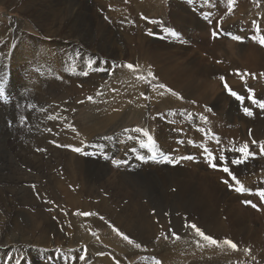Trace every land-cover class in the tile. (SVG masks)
Wrapping results in <instances>:
<instances>
[{"label":"rangeland","instance_id":"374dc122","mask_svg":"<svg viewBox=\"0 0 264 264\" xmlns=\"http://www.w3.org/2000/svg\"><path fill=\"white\" fill-rule=\"evenodd\" d=\"M6 1L7 0H0V35H4V40L0 36L2 39H0V83H2L6 95L5 100H0V177L4 179L2 180L0 178V238H3L0 240V264H15L14 261L16 258H21V264H103L100 263L101 259L99 258L101 257V251H104L105 248L108 249L110 251V255H112V264H117V261H119V264H156L157 260L160 261V264H165V261L171 260L175 253H182L184 252V249L195 247V232L186 225L195 224V222H193V218L195 219V217L197 218L198 216L195 215V208H193V211H191L192 217H190L192 220L191 222L193 223H187L183 217L181 218L178 214L184 199L179 188L178 180L173 172V170L178 167L180 169H185L187 170V175L182 176L181 178L186 180L191 179L189 174L190 170L193 169V166H188L186 163H190L191 160H183L175 166L171 165L173 168H170L168 165H164L166 167L168 166L165 169H172L168 175H162L161 172H158L157 176H151L143 167H141V165L136 172L133 171V168L137 160L139 161V155H141L144 150L147 152L145 153L147 154L149 161L154 163L162 161V155L158 156L157 153L156 159L153 160V152H156L154 148L159 149V146H161L163 149L167 148L168 151H170V146L165 142L169 139L171 142L173 140L174 143H172L174 147L177 143L175 148L184 150L185 146L186 150L190 148L192 149V142H194V147H196L192 150L195 153L197 150L201 152L202 155L203 148L207 147L218 159V154L210 148L207 141H216L218 139L222 144H224V140L221 138V135L216 133L210 135V128H207V124L206 126L204 125V118L207 115L212 114L221 119L224 117V114L229 107H238V104L242 103L227 93V91L223 88V82L219 79V77L224 76L229 86L241 96L245 97L242 104L243 107L251 104L248 99V88L254 90L257 99H264V75H261L264 73V59L262 61L261 69L256 70L254 73L248 72L249 74H254L256 78H252V75L245 77L247 83H245L241 77L237 79V82L235 80V82H232L234 78L229 74L227 75L228 71L224 69H231L232 73H236L233 71L232 65H238L241 61L249 65L245 56H249L251 53L253 54L256 50L264 57V47H261L257 42L251 39V37L256 34V28L253 21H256L257 24H259L261 34H264V0H256V2H254V0H235L232 5H230L229 0H127V2L126 0H61L62 3L64 2L63 8L66 7L67 9L66 11L68 13V17L73 20H78L79 34L70 39H67L64 35H51V43H54L55 45L52 46L51 43L46 44L47 46L50 44V48L43 50V59L42 55L40 56L41 51L34 52L36 50L33 51L29 49L30 44L33 45L30 42L32 40H50V37L43 35L39 30V24L32 22L31 18L33 16L36 15L37 18H39V8L36 13L29 12V6L32 4L30 3L31 0H27L24 5L22 4V10H10L12 6ZM39 3L40 1H38V4ZM78 4L80 6H78ZM252 5L254 8H252ZM240 7L242 8L240 9ZM124 11L127 12V16L122 15L125 14ZM119 16L122 18L120 17L119 19ZM143 17H146L147 19H144ZM111 19L113 21H111ZM114 19L119 21H114ZM236 19H238L237 21L239 25L237 24V21H235ZM121 21L123 22L120 23ZM149 21H156V23H150ZM126 24L127 26L129 24V26L127 27ZM236 26L240 27L237 28ZM14 28H16V30ZM20 30L21 32L19 33ZM214 30L219 33L216 38L212 35ZM172 31L176 32L178 35H171ZM149 32L153 34L149 35ZM25 35L28 36L30 41L28 40L27 42L24 37ZM233 36L241 37L242 42L233 40ZM6 38L8 39L6 40ZM18 41L21 42L19 43ZM22 42L25 44L23 43L22 45ZM14 45L17 49H15L16 47ZM6 46H9L10 49ZM54 48H56V51L59 49L58 51H60V53L62 48H65V51L63 50L64 53L62 52V55L60 54V57H57L58 60L53 58L55 55L54 53H56ZM22 52L24 55H22L23 57L19 55L20 53L22 54ZM25 54H27V56ZM33 54L37 55L35 56ZM44 55H48L46 56V59H44ZM77 55H79L81 59ZM40 58L43 60V63ZM28 59L29 62H27ZM90 59H92L91 61H96L93 65L94 68L99 66L101 68H109L114 66V64L124 65L132 63L139 67V74L147 76V73L150 70L155 74L157 79L151 81L149 85L148 83L137 80L135 73L130 71L127 72L125 71L127 69L123 70L121 68H115L114 75L111 74L113 76H111L108 72H93L90 69L88 70V63ZM98 59L100 60L98 61ZM7 61L8 64H6ZM57 61L59 64H57ZM105 61H107L106 64L103 63ZM15 62H18V65ZM67 63L69 64L67 65ZM52 65L53 69H50ZM176 66H183L190 69L208 67L212 68V70L218 69V72H216L213 77H209L211 81L207 78L209 82H213V86L209 87L200 82L201 79H204V75L199 77L201 79H196V76L195 79L191 78V81L193 80V82H189L190 80L185 79L181 82L173 80L171 77V71ZM73 69H75V71ZM83 70L88 71L90 75L85 77L77 74V72L80 73ZM92 72L95 77L97 76V78L92 75ZM238 72L245 73V70ZM75 74L77 76H75ZM185 77L183 76V78ZM47 80L49 81L47 82ZM85 82L87 84H85ZM49 84L51 87H48L50 86ZM160 84L165 85L166 88H160ZM66 86H78V90L72 91L68 95H63L61 98H55V90L65 89L67 88ZM52 87L54 88L53 91H51ZM166 89L175 91L179 96H182L183 99L181 100L177 96H173ZM140 91L144 94V96H147L150 99H144V97L140 95ZM98 92H102V95H97ZM114 92L117 94L119 93L117 96L118 98L127 102V106H125L127 110L133 111L129 113L130 115L128 114V116L124 117L121 123L115 126L112 125V128L108 127V125L103 127L104 124L102 125V123L103 121H106L103 106L109 103L111 96L115 95ZM161 93H163V95H161ZM87 95L94 96L96 102L93 103L88 101L89 96L87 97ZM47 98L50 99L49 103L43 101ZM141 98L144 100L141 101ZM36 99H38V102L40 103H38ZM57 100H59V102ZM81 101H83V103H81ZM192 101H195V103H192ZM54 102L59 104V108H56L58 106ZM54 106L56 107L54 108ZM135 106L139 109V111H141V113H143L141 114L138 110H136ZM206 107L211 108L212 111H207ZM40 108L46 109L47 111H41ZM237 111H241V107H239ZM172 113H175V115ZM262 114L264 115V110H262ZM49 115H54L55 117H58V119L50 120L48 119ZM21 117H26L27 122L25 123ZM242 117L243 116L240 114H233L230 118L224 117L225 119H228L227 127L236 129L238 135L240 136L238 143L235 142L232 148L239 147L247 142L250 149L256 153L254 159L258 162L257 173L264 177V155L260 154L259 147L257 145H253L251 143L253 139L256 141H264V117H262L261 121L257 120L258 117H255L254 120L256 122L248 126L247 121L242 119ZM39 121L41 122L38 125ZM155 122H157V124ZM69 123L72 126L74 125L76 132H73L69 128ZM182 124L183 126L185 125V129L182 127ZM47 128H51L52 131H47ZM135 128H144L149 132L153 131V133L150 134L157 143L155 144V147L153 148L149 146L147 148H141L139 139L145 138L132 131ZM125 129H128L129 131L126 132ZM164 131H170L171 134H169V138L168 135H165ZM91 132L93 135L98 136L94 137ZM156 132L158 134H156ZM85 135L86 137L93 136V141L91 140L88 143L89 146L87 147V150H85L90 153V155L82 156L80 153H74V151L71 150V147H68L69 149L67 151V147L57 148L56 146L57 144L68 145L69 143V145L76 147L79 143L77 147H81V142L86 138ZM137 137H139V139H137ZM173 137L176 138L173 139ZM187 137L188 140L186 139ZM195 139H198L196 140L197 142L194 141ZM75 140L78 141L76 142ZM79 140H81V142ZM177 140H184V144L179 143ZM52 141H55V143H52ZM98 142L100 145H97L99 144ZM164 143L167 146L165 145L164 147ZM185 143L187 145H185ZM189 143H191V146ZM36 144L38 147H34ZM178 146H180V148ZM188 146L190 147L188 148ZM133 148H135V152L132 151ZM217 148L218 146L215 149ZM37 149H46V151H38ZM64 149L66 153L64 152ZM34 150L35 152H33ZM49 150L50 152H48ZM184 150L179 153L178 157L185 156L184 153H188L186 156H194L195 154L194 152H191L192 150L187 152H184ZM165 152L167 153V150H165ZM39 154H41V156ZM105 156L108 158L106 159ZM217 159L215 161L216 163ZM114 160L124 161V163L120 166H116L113 163ZM143 160L145 161L146 158ZM141 162L142 160L139 161L140 164ZM206 165L213 169L209 164L206 163ZM203 168L204 166L202 164L197 167V181L206 184L207 181L201 180L204 175L202 172ZM61 169H63V171ZM213 170L220 172V170L217 169ZM57 172H59V174H57ZM136 173L138 175L133 177ZM18 175L21 177H18ZM102 179L103 181L101 182ZM194 181L195 179L193 180V185L195 187ZM32 183L35 185V189H33ZM59 183L61 185V189L59 188ZM25 185L27 186L25 187ZM38 185H41L39 186L41 188L36 187ZM173 188L178 191L176 192ZM56 189L58 193L55 191ZM19 191H21V193H19ZM127 191H129L130 197L134 194L140 203L143 204L142 207L144 206L135 214L134 212L126 211L123 208L124 204H130V201L127 199ZM173 192H175V194ZM42 194L46 195L42 196ZM51 194H53L54 197L53 195L51 196ZM166 194H174V196L170 198L168 197L169 199H172L167 200ZM105 197L107 198L105 199ZM117 199L119 200L118 202ZM52 200H54L55 203ZM90 200L94 201L92 202ZM95 200L98 202H95ZM47 201H49V204ZM248 201L255 204L252 200ZM45 202L47 204H45ZM247 206L252 209L247 210V213L245 214H249L252 217H258L261 214L258 206L256 208L252 207L251 204H247ZM30 209H33V211ZM89 210L90 212L98 213L99 216H103L105 220H100L99 216L85 217L75 215L77 211L89 212ZM153 210H155L154 215ZM165 213H168L169 215H165ZM26 214L27 216H25ZM135 218L137 219L136 221ZM131 219L134 228L126 227V225H124L125 223H123L131 222ZM105 221H107V223ZM108 224H114V226L121 232L129 235L133 239L135 237L134 240L140 242L142 244V248L136 249L128 245L120 236L112 231V228L109 227ZM135 226L140 228H136ZM141 228L143 229L141 230ZM170 230H174L181 237V239H165L164 234H170ZM93 233L96 235H93ZM45 237H47V239ZM38 240H41V242H38ZM145 243H147V245ZM45 251H47L46 255H44L46 253ZM8 253L9 255L11 254L10 256L13 258L12 260L8 258L10 257ZM81 255L86 257L85 260H79ZM48 257L52 259H49ZM180 257L181 259L179 264H189V260L191 259H189L188 254L185 256L181 255ZM244 257L245 261L248 263L264 264V262L260 261V257L258 255H246ZM49 260L52 261L49 262ZM202 264H211L210 259L206 260ZM221 264L240 263L233 260L222 259Z\"/></svg>","mask_w":264,"mask_h":264},{"label":"bare ground","instance_id":"6f19581e","mask_svg":"<svg viewBox=\"0 0 264 264\" xmlns=\"http://www.w3.org/2000/svg\"><path fill=\"white\" fill-rule=\"evenodd\" d=\"M38 1H40V3L38 4ZM8 4H10L12 7L10 8V10H22V4L24 5L25 4V2H27V0H7L6 1ZM29 3V2H28ZM32 5L31 6H29V12H32V13H36V11L38 10V8H39V11H38V17L39 18H37V16L35 15V16H33L31 19H32V22H34V23H37V24H39V30L42 32V34L43 35H45V36H47V37H50L51 35H64L65 37H67V39H70V38H74L75 36H77L78 34H79V28H78V20L77 19H70L69 17H68V13H67V9H66V7L65 8H63V5H64V2L62 3L61 2V0H31V2H30ZM108 3V2H107ZM110 3V2H109ZM239 3V2H238ZM76 4V3H75ZM246 4V3H245ZM249 4V3H248ZM252 4V3H251ZM214 5V4H213ZM78 6H80L79 4H78ZM248 6V5H247ZM253 6V5H252ZM23 7H25V6H23ZM69 7V6H68ZM98 7V6H97ZM105 7H107V6H105ZM151 7V6H150ZM243 7H244V5H243ZM152 8V7H151ZM150 8V9H151ZM242 7H240V9H241ZM246 8V7H245ZM252 8H254V6L252 7ZM76 9V8H75ZM119 9V8H118ZM147 10H148V8H147ZM79 11V10H78ZM86 11V10H85ZM98 11V10H97ZM101 11V10H100ZM109 11V10H108ZM17 12V11H16ZM84 12V11H83ZM106 12V11H105ZM111 12V11H110ZM70 13H72V12H70ZM112 13V12H111ZM124 13L125 14H122V15H125V16H127V12H125L124 11ZM105 14V13H104ZM238 14H239V12H238ZM109 15V14H108ZM119 15V14H118ZM23 16V15H22ZM25 16V15H24ZM97 16V15H96ZM110 16H112V15H110ZM198 16V15H197ZM115 17V16H114ZM120 17L121 16H119V19H120ZM199 17V16H198ZM109 18H113V17H109ZM116 18V17H115ZM122 18V17H121ZM124 18V17H123ZM204 18V17H203ZM237 18H238V16H237ZM118 19V18H117ZM127 19V18H126ZM125 19V20H126ZM195 19H196V17H195ZM199 19V18H198ZM230 19V18H229ZM116 19H114V21H115ZM122 20V19H121ZM201 20V19H200ZM238 19H236L235 21H237ZM111 21H113L112 19H111ZM117 21V20H116ZM119 21V20H118ZM117 21V22H118ZM12 23H14L13 21H11ZM123 21H121L120 23H122ZM129 22V21H128ZM115 23V22H114ZM119 23V24H120ZM126 23H127V21H126ZM112 24V23H111ZM117 24V23H116ZM199 24V23H198ZM236 24V23H235ZM237 24H238V21H237ZM236 24V25H237ZM252 24V23H251ZM10 25V24H9ZM13 25V24H12ZM11 25V26H12ZM82 25V24H81ZM114 25V24H113ZM239 25V24H238ZM126 26H127V24H126ZM125 26V27H126ZM128 26H129V24H128ZM127 26V27H128ZM113 27V26H112ZM121 27V26H120ZM131 27V26H130ZM197 27V26H196ZM237 28L238 27H240V26H236ZM11 28V27H10ZM123 28V27H122ZM121 28V29H122ZM15 30H16V28H14ZM124 29H126V28H124ZM197 29V28H196ZM115 30V29H114ZM130 30V29H129ZM129 30H128V32H129ZM21 32V30L19 31V33ZM264 32V31H263ZM89 33V32H88ZM93 33V32H92ZM241 33V32H240ZM22 34V33H21ZM28 34V33H27ZM29 35V34H28ZM1 36V35H0ZM3 36L4 35H2L1 37L3 38ZM95 36V35H94ZM132 36V35H131ZM19 37V36H18ZM25 37V39L27 40V42H28V36H24ZM97 37V36H96ZM54 38H57V37H54ZM1 39V38H0ZM8 38H6V40H7ZM17 39V38H16ZM32 39H33V37H32ZM31 39V40H32ZM49 39V38H48ZM2 40V39H1ZM3 40H4V38H3ZM18 40H19V38H18ZM21 40V39H20ZM44 40V41H43ZM43 40H39V41H37V40H35V41H30L33 45H31L30 44V47L29 46H27V47H29V49H31V50H36V51H34V52H40L41 51V54H40V56L42 55V52H43V50L44 49H48V48H50V44H48V46L46 45L47 43H51V37H50V40H45V39H43ZM14 41V40H13ZM12 41V42H13ZM22 41H24V40H22ZM50 41V42H49ZM3 42H6V41H3ZM19 42V41H18ZM21 42V41H20ZM19 42V43H20ZM26 42V41H25ZM26 42V43H27ZM29 42V43H30ZM60 42V41H59ZM66 42V41H65ZM8 43V42H7ZM15 43V42H14ZM16 43H17V40H16ZM18 43V44H19ZM23 43L24 42H22V45H23ZM56 43V42H55ZM81 43V42H80ZM88 43V42H87ZM2 44V43H1ZM25 44V43H24ZM61 44V43H60ZM99 44V43H98ZM9 45H10V43H9ZM16 45V44H15ZM14 45V46H15ZM51 45L52 46H54L55 44L54 43H51ZM85 45V44H84ZM109 45V44H108ZM135 45V44H134ZM223 45V44H222ZM4 46H5V44H4ZM20 46V45H19ZM66 46V45H65ZM7 47V46H6ZM11 47H12V44H11ZM16 47V46H15ZM59 47H60V45H59ZM67 47V46H66ZM8 49H10L9 48V46L7 47ZM19 48H22V47H19ZM111 48V47H110ZM117 48V47H116ZM15 49H17V47L15 48ZM24 49V48H23ZM28 49V48H27ZM55 49V51H56V48H54ZM61 49V48H60ZM93 49V48H92ZM51 50H52V48H51ZM59 50V49H58ZM57 50V51H58ZM63 50L65 51V48L63 49L62 48V51H61V53H60V51H56V53H54L55 55L53 56V58H56V60H58L57 59V57H60L59 55L61 54L62 55V52H63ZM95 50V49H94ZM122 50V49H121ZM14 51V50H13ZM18 51V50H17ZM20 51H22V50H20ZM30 51V50H29ZM32 51V52H33ZM53 51V50H52ZM68 51V50H67ZM87 51H89V50H87ZM102 51V50H101ZM3 52V51H2ZM10 52V51H9ZM19 52V51H18ZM24 52V51H23ZM23 52H22V54L20 53L19 55H23ZM26 52V51H25ZM31 52V53H32ZM70 52V51H69ZM93 52V51H92ZM96 52V51H95ZM105 52V51H104ZM27 53V52H26ZM30 53V52H29ZM64 53V52H63ZM72 53V52H71ZM76 53V52H75ZM145 53V52H144ZM5 54V53H4ZM44 54H46V53H44ZM48 54V53H47ZM78 54V53H77ZM80 54H82V53H80ZM101 54V53H100ZM106 54V53H105ZM26 56H27V54H25ZM33 55H35V54H33ZM37 55V54H36ZM35 55V56H36ZM49 55V54H48ZM48 55H46V56H48ZM52 55H53V53H52ZM51 55V56H52ZM76 55V54H75ZM84 55V54H83ZM86 55V54H85ZM88 55V54H87ZM93 55V54H92ZM102 55V54H101ZM147 55V54H146ZM16 56V55H15ZM20 56V57H21ZM24 56V55H23ZM22 56V57H23ZM32 56V55H31ZM35 56H33L34 58H36ZM45 56V55H44ZM46 56H45V58L44 59H46ZM66 56V55H65ZM68 56V55H67ZM70 56V55H69ZM78 57H79V55H77ZM95 56V55H94ZM99 56V55H98ZM17 57V56H16ZM33 57H31V58H33ZM74 57V56H73ZM86 57V56H85ZM91 57V56H90ZM105 57V56H104ZM246 58H247V61H248V63H249V65H247L245 62H243V61H241V63L240 64H234V65H232L233 67H232V69H233V71H235V72H238V71H241V70H245V73H248V72H252V73H254L256 70H258V69H261V67H262V61H263V59H264V57H263V55L259 52V51H255L253 54L251 53L249 56H245ZM13 58V57H12ZM15 58V57H14ZM19 58V57H18ZM66 58V57H65ZM74 58H76V57H74ZM80 58V57H79ZM86 58H88V57H86ZM109 58V57H108ZM111 58V57H110ZM5 59H7V58H5ZM20 59V58H19ZM22 59V58H21ZM30 59V58H29ZM29 59H28V61L27 62H29ZM42 59H43V55H42ZM41 58H40V60H41V62L43 61ZM63 59H64V57H63ZM73 59V58H72ZM78 59V58H77ZM81 59V58H80ZM84 59V58H83ZM97 59V58H96ZM103 59V58H102ZM151 59H152V57H151ZM7 60H9V59H7ZM32 60V59H31ZM36 60V59H35ZM60 60V59H59ZM87 60V59H86ZM92 59H90V61H91ZM100 59H98V61H99ZM104 60H105V58H104ZM110 60V59H109ZM113 60V59H112ZM118 60V59H117ZM13 61H15V60H13ZM37 61H38V58H37ZM46 61V60H45ZM68 61H70V60H68ZM94 61V60H93ZM6 62V61H5ZM18 62H20V61H18ZM17 62V63H18ZM23 62V61H22ZM52 62V61H51ZM50 62V63H51ZM53 62H55V61H53ZM58 62V61H57ZM67 62V61H66ZM71 62V61H70ZM75 62V61H74ZM73 62V63H74ZM96 62V61H95ZM123 62V61H122ZM139 62V61H138ZM149 62V61H148ZM16 63V62H15ZM16 63V64H17ZM39 63V62H38ZM43 63V62H42ZM62 63V62H61ZM60 63V64H61ZM77 63V62H76ZM86 63V62H85ZM98 63V62H97ZM104 63V62H103ZM116 63V62H115ZM121 63V62H120ZM141 63V62H140ZM139 63V64H140ZM145 63H147V62H145ZM144 63V64H145ZM6 64H8V61H7V63ZM16 64H15V66H16ZM23 64V63H22ZM49 64V63H48ZM57 64H59V62L57 63ZM63 64H65V63H63ZM62 64V65H63ZM69 63H67V65H68ZM111 64H113V63H111ZM117 64V63H116ZM123 64V63H122ZM18 65V64H17ZM21 65V64H20ZM61 65V66H62ZM86 65V64H85ZM109 65V64H108ZM115 65V64H114ZM121 65V64H120ZM135 65V64H134ZM140 65H142V64H140ZM229 65V64H228ZM23 66V65H22ZM22 66H20V67H22ZM43 66V65H42ZM45 66V65H44ZM58 66V65H57ZM70 66H71V64H70ZM69 66V67H70ZM76 66V65H75ZM112 66V65H111ZM149 66V65H148ZM231 66V65H230ZM13 67V66H12ZM41 67V66H40ZM53 67V65L50 67V69ZM59 67V66H58ZM100 67V66H99ZM147 67V66H146ZM224 67V66H223ZM1 68V67H0ZM5 68V67H4ZM43 68V67H42ZM62 68V67H61ZM68 68V67H67ZM103 68V67H102ZM107 68V67H106ZM150 68V67H149ZM152 68V67H151ZM53 69V68H52ZM60 69V68H59ZM86 69H87V67H86ZM85 69V70H86ZM226 71H228L227 72V75L229 74L231 77H233L234 79H233V81L232 82H237V79L238 78H240L241 76H239V75H234V73H232V71H231V69H227V68H224ZM17 70V69H16ZM74 71H75V69H73ZM88 70H89V68H88ZM123 70H125V69H123ZM218 70V69H217ZM217 70H212V68H201V67H197L196 69H190V68H186V67H183V66H176V67H174L173 69H172V71H171V77H172V79L173 80H175V81H177V82H181L183 79H185V80H190L189 82H193V80L191 81V78H193V79H195V76H196V79H198L200 76L202 77V75H204V79H201V78H199V79H201V83H203L204 85H206V86H209V87H212L213 86V82H209L208 80H207V78L209 79V77H213L215 74H216V72H218ZM221 70V69H220ZM223 70V69H222ZM263 70V69H262ZM53 71H55V70H53ZM84 71V70H83ZM125 71H127L128 72V70H125ZM261 71V70H260ZM264 71V70H263ZM66 72V71H65ZM94 72V71H93ZM93 72H92V75H93ZM222 72H224V71H222ZM96 73V72H95ZM101 73V72H100ZM105 73V72H104ZM257 73V72H256ZM77 74H79L78 72H77ZM80 75V74H79ZM89 75H90V73H89ZM88 75V76H89ZM113 75H114V73H113ZM113 75H111V76H113ZM59 76V75H58ZM75 76H77L76 74H75ZM94 76V75H93ZM183 76L185 77V76H188V77H185V78H183ZM69 77V76H68ZM74 77V76H73ZM95 77V76H94ZM95 78H97V76L95 77ZM94 78V79H95ZM103 78V77H102ZM65 79V78H64ZM120 79V78H119ZM73 80V79H72ZM79 80V79H78ZM77 80V81H78ZM113 80V79H112ZM117 80V79H116ZM210 80V79H209ZM235 80V81H234ZM49 80H47V82H48ZM50 81H51V79H50ZM76 81V82H77ZM81 81V80H80ZM118 81V80H117ZM123 81V80H122ZM211 81V80H210ZM69 82V81H68ZM75 82V81H74ZM51 83V82H50ZM138 83H139V81H138ZM137 83V84H138ZM143 83V82H142ZM59 84V83H58ZM75 84H77V83H75ZM85 84H87L86 82H85ZM141 84V83H140ZM199 84V83H198ZM50 85V84H49ZM215 85V84H214ZM89 86V85H88ZM99 86V85H98ZM48 87H51V85L50 86H48ZM54 87V86H53ZM52 87V89H51V91H53V88ZM67 87V86H66ZM78 87V86H77ZM77 87H67V88H65V89H57V87H56V89L57 90H55V92H56V94L54 95V97L55 98H61L63 95H68L70 92H72V91H77L78 89H77ZM83 87V86H82ZM100 87V86H99ZM141 87V86H140ZM118 88V87H117ZM100 89H101V87H100ZM99 89V90H100ZM146 90V89H145ZM80 91V90H79ZM46 92V91H45ZM47 93H48V90H47ZM76 93V92H75ZM139 93H141V91L139 92ZM145 93V92H144ZM114 94L115 95H112L111 96V98H110V100H109V103H107V104H105L104 106H103V111H104V113H105V116H106V121H103V123H102V125L104 124V126L103 127H105V125H108V127H111L112 128V125H117V124H119V123H121L122 121H123V118L124 117H126V116H128V114L130 113V112H132L131 110H127V108L125 107V106H127L126 104H127V102L125 101L124 102V100L123 99H121V98H118L117 96H118V94L117 93H115L114 92ZM75 95V94H74ZM141 95V94H140ZM49 96H50V94H49ZM89 95H87V97H88ZM92 96V95H91ZM130 96V95H129ZM137 96V95H136ZM53 97V98H54ZM78 97V96H77ZM92 97H94V96H92ZM161 97V96H160ZM50 98V97H49ZM49 98H47V99H45V100H43L44 102H47V103H49ZM98 98H100V97H98ZM140 98V97H139ZM132 99V98H131ZM150 99V98H149ZM205 99H206V97H205ZM37 100V102H38V99H36ZM40 100V99H39ZM52 100V99H51ZM78 100H80V99H78ZM136 100V99H135ZM144 99L143 98H141V101H143ZM54 101V100H53ZM56 101V100H55ZM58 102H59V100H57ZM83 101H86V100H83ZM89 101V100H88ZM99 101V100H98ZM106 101V100H105ZM103 102V101H102ZM101 102V103H102ZM132 102V101H131ZM150 102V101H149ZM152 102V101H151ZM155 102V101H154ZM156 102H158V101H156ZM38 103H40V102H38ZM37 103V104H38ZM55 103V102H54ZM61 103V102H60ZM73 103V102H72ZM78 103H79V101H78ZM88 103V102H87ZM137 103V102H136ZM55 104H57V106L59 105L58 103H55ZM140 104H141V102H140ZM143 104H144V102H143ZM142 104V106L144 107V105ZM156 104V103H155ZM243 103H239L238 104V107L237 106H232V108L231 107H229V109L226 111V113L224 114V117L225 118H230V117H232L233 116V114H240L241 116H243L242 117V119H245L246 121H247V126L248 125H251L252 123H254V122H256L254 119H255V117H258V119L257 120H259V121H261V119H262V117H264V115L262 114V109H260V108H257L255 105H252V104H249V105H247V106H245V107H250L251 108V110L253 111V113H254V115L253 116H247V115H245L244 114V112H243V105H242ZM42 105V104H41ZM43 105H45V104H43ZM52 105V104H51ZM81 105V104H80ZM132 105V104H131ZM158 105V104H157ZM38 106V105H37ZM45 106H47V105H45ZM64 106V105H63ZM73 106V105H72ZM139 106V105H138ZM146 106V105H145ZM40 107V106H39ZM38 107V108H39ZM43 107V106H42ZM56 106H54V108H55ZM148 107V106H147ZM146 107V108H147ZM234 107V108H233ZM239 107H241V111H237V109H239ZM56 108H59V106L58 107H56ZM135 108H136V106H135ZM135 108H134V110H135ZM138 108H141V107H138ZM41 109V108H40ZM62 109H63V107H62ZM61 109V110H62ZM149 109V108H148ZM202 109V108H201ZM60 110V111H61ZM136 110H138L139 111V109H137L136 108ZM224 110V109H223ZM143 111H144V109H143ZM148 111V110H147ZM40 112V111H39ZM137 112V111H136ZM140 113H141V111H139ZM145 112V111H144ZM44 113V112H43ZM46 113V112H45ZM76 113V112H75ZM143 113V112H142ZM141 113V114H142ZM206 113V112H205ZM40 114V113H39ZM195 114V113H194ZM209 114V113H208ZM45 115V114H44ZM68 115H69V113H68ZM71 115V114H70ZM102 115H103V113H102ZM123 115V116H122ZM130 115V114H129ZM140 115V114H139ZM149 115V114H148ZM39 116V115H38ZM41 116H42V114H41ZM54 116V115H53ZM66 116V115H65ZM182 116V115H181ZM69 117V116H68ZM100 117V116H99ZM103 117V116H102ZM147 117V116H146ZM152 117V116H151ZM224 117H222L221 119H219V118H217L216 116H214V115H212V114H210V115H207L205 118L207 119V122H205V119H204V122H205V126H206V124L208 125L207 126V128L209 127L210 128V131H209V129H208V131L210 132V135L212 134H218V135H221V138L224 140V144H222L221 142L219 143V144H217L216 143V141L215 140H208L207 142H208V145L210 146V148L212 149V150H214L215 152H216V154H218V159H217V164L219 165V164H221V160H220V157H226L227 159H228V163H229V167L231 168V170L234 172V174L237 176V178L243 183V185L247 188V189H250L251 190V192H252V194H243V195H241L240 193H237V192H235L234 190H230L229 189V187L227 186V185H225L222 181L224 180V179H228V177H227V174L226 173H224L222 170H220L219 168H217V170H220V172H217V171H215V170H213V169H211L208 165H206V163L207 162H205L206 161V159H205V156H204V154L202 155V153L201 152H199V151H197L196 150V153L192 150V149H194L195 147H194V144H192L193 145V147H192V149L190 148V149H188V150H186V146L184 147L185 148V150L184 149H177V148H175L176 147V145H177V143H176V145H175V147L173 146V140H172V142L171 141H169V140H167V141H165L166 143H167V145H169L170 147L169 148H171V150L170 151H168V149L166 148H164L165 150H167V153L165 152V150L161 147V146H159V149H155L154 148V150H156V153H157V155L158 156H160L161 154H168L170 157H172V158H175V157H178L179 156V153H181L183 150H184V152L186 151H191V152H194L195 154H194V157H195V159L194 160H191V162L190 163H188V162H186L187 163V165L188 166H193V169L192 170H190V174H189V177L191 178V179H189V180H186V179H183V178H181L182 176H185V175H187V170H185V169H180L179 167L178 168H176V169H174L173 170V172H174V174H175V176H176V178H177V180H178V183H179V188H180V191H181V193H182V197H183V199H184V201L182 202V204H181V208H180V210H179V215H180V217L182 218L183 217V219L185 220V222H187V223H193V222H195V224L202 230V231H204L206 234H208V235H210V236H212V237H214V238H216L217 240H219V241H221V246L220 247H215V246H211V245H208L207 244V242H203V241H201V243H203L204 244V247H199V246H197V243H196V241L199 239V237H197L196 236V233H195V247H192V248H187V249H184L183 251L184 252H182V253H179V252H177V253H175V255H174V257L171 259V260H168V261H165V264H179V261H180V259H181V255H183V256H185L186 254H188L189 255V259H191V260H189V264H202V263H204L206 260H209L210 259V263L211 264H221V260L222 259H226V260H233V261H236V262H238V263H240V264H255V263H248V262H246L245 261V257L244 256H246V255H258L259 257H260V261L261 262H264V201H262L260 198H259V196L258 195H256L255 193H257L259 190H262V189H264V177L263 176H261L260 174H258L257 173V165H258V162L254 159V158H249L248 159V161L246 162V163H244V164H242V165H240V166H235V165H232L231 164V159H233V158H235V157H237L239 154L238 153H236V152H231V149H233L232 148V146H234V144H235V142H237L238 143V141H239V138H240V136L238 135V133H237V131H236V129H231L230 127H227V125H228V123H227V120L228 119H225ZM235 117V116H234ZM42 118V117H41ZM43 118H44V116H43ZM46 118V117H45ZM177 118V117H176ZM72 119V118H71ZM100 119H101V117H100ZM146 119V118H145ZM202 119H203V117H202ZM38 120H39V118H38ZM74 120V119H73ZM103 120V119H102ZM198 120V119H197ZM200 120H201V118H200ZM42 121V120H41ZM41 121H39L38 122V125H39V123L41 122ZM50 121V120H49ZM99 121V120H98ZM180 121V120H179ZM187 121V120H186ZM203 121V120H202ZM71 122V121H70ZM97 122V121H96ZM102 122V121H101ZM198 122V121H197ZM67 123H68V121H67ZM73 123V122H72ZM98 123V122H97ZM156 124H157V122H155ZM203 123V122H202ZM52 124V123H51ZM62 124V123H61ZM70 124V123H69ZM165 124V123H164ZM35 125H37V124H35ZM42 125V124H41ZM54 125V124H53ZM71 125V124H70ZM101 125V124H100ZM101 125V126H102ZM166 125V124H165ZM194 125V124H193ZM74 126V125H73ZM168 126H170V125H168ZM185 126V125H184ZM183 126V124H182V127H184ZM200 126H202V125H200ZM191 127V126H190ZM94 128V127H93ZM107 128V127H106ZM151 128V127H150ZM181 128V127H180ZM186 127H184V129H185ZM48 129V128H47ZM155 129V128H154ZM162 129V128H161ZM37 130V129H36ZM80 130V129H79ZM88 130V129H87ZM86 130V131H87ZM94 130V129H93ZM150 130V129H149ZM158 130V129H157ZM177 130V129H176ZM192 130H193V128H192ZM64 131V130H63ZM155 131V130H154ZM160 131V130H159ZM191 131V130H190ZM41 132V131H40ZM40 132H39V134H40ZM62 132V131H61ZM76 132V131H75ZM169 132V133H168ZM164 131V133H165V135L167 136L168 135V138H169V134H171L170 133V131ZM179 132V131H178ZM188 132V131H187ZM208 132V133H209ZM65 133V132H64ZM68 133V132H67ZM83 133V132H82ZM84 133H85V131H84ZM150 133H153V131L151 132L150 131ZM160 133H162V132H160ZM86 134V133H85ZM91 134L93 135V133L91 132ZM90 134V135H91ZM99 134V133H98ZM156 134H158L157 132H156ZM174 134V133H173ZM172 134V135H173ZM176 134H177V132H176ZM195 134V133H194ZM100 135V134H99ZM161 135V134H160ZM159 135V136H160ZM80 136H82V135H80ZM94 137H96V136H98V135H93ZM93 136L92 137H90V136H87L86 137V135H85V139H84V137H83V139H84V141H82L81 142V140H79L80 142H81V147H83L84 148V151L85 150H87V147L89 146L88 145V143L92 140V138H93ZM116 136V135H115ZM155 136V135H154ZM157 136V135H156ZM163 136V135H162ZM161 136V137H162ZM171 136V135H170ZM178 136V135H177ZM196 136V135H195ZM198 136H199V134H198ZM52 137V136H51ZM100 137H102V136H100ZM99 137V138H100ZM197 137V136H196ZM40 138V137H39ZM77 138V137H76ZM75 138V139H76ZM80 138V137H79ZM157 138V137H156ZM162 138H164V137H162ZM170 138H172V137H170ZM174 138H176V137H173V139ZM181 138V137H180ZM182 138H183V136H182ZM199 138V137H198ZM62 139V138H61ZM64 139V138H63ZM120 139V138H119ZM179 139V138H178ZM187 140H188V137L186 138ZM201 139V138H200ZM203 139V138H202ZM65 140V139H64ZM166 140V139H165ZM185 140V139H184ZM184 140H183V142H184ZM186 140V141H187ZM196 140H198V139H195L194 141H196ZM76 141V140H75ZM78 141V140H77ZM76 141V142H77ZM93 141V140H92ZM94 141H95V138H94ZM101 141V140H100ZM99 141V142H100ZM105 141V140H104ZM158 141V140H157ZM162 141H163V139H162ZM177 141H180V140H177ZM182 141V140H181ZM63 142V141H62ZM61 142V143H62ZM71 142V141H70ZM98 142V143H99ZM102 142V141H101ZM164 142V141H163ZM162 142V143H163ZM197 142V141H196ZM96 143V142H95ZM120 143V142H119ZM188 143V142H187ZM236 143V144H237ZM77 144V143H76ZM75 144V145H76ZM79 144V143H78ZM77 144V145H78ZM93 144H94V142H93ZM134 144V143H133ZM157 144V143H156ZM161 144V143H160ZM184 144V143H183ZM190 144V146H191V143H189ZM196 144V143H195ZM47 145V144H46ZM68 145H69V143H68ZM74 145V144H73ZM77 145H76V147H77ZM96 145V144H95ZM97 145H100V143L99 144H97ZM165 143H164V147H165ZM166 145V146H167ZM185 145H187L186 143H185ZM40 146V145H39ZM181 146V145H180ZM180 146H178L179 148H180ZM190 146H188V148L190 147ZM218 146V148L217 149H215L216 147ZM3 147V146H2ZM34 147H38L37 146V144H36V146H34ZM33 147V148H34ZM99 147V146H98ZM97 147V148H98ZM183 147V146H182ZM199 147V146H198ZM40 148V147H39ZM58 148V147H57ZM66 148V147H65ZM156 148H158V147H156ZM35 149V148H34ZM56 149V148H55ZM68 147H67V151H68ZM197 149H200V148H197ZM149 150H151V149H149ZM51 151H52V149H51ZM153 151V150H152ZM151 151V152H152ZM23 152V151H22ZM33 152H35V150L33 151ZM48 152H50V150L48 151ZM56 152H58V151H56ZM55 152V153H56ZM64 152H65V149H64ZM146 151L144 150L143 151V153L141 154V155H139V157L140 156H143L144 158H146V162L144 161V160H142V162H141V164L139 163V161L141 160V159H139V161L137 160V162H136V164H135V166H134V168H133V171L134 172H136V171H138V169H139V167H140V165H141V167H143L144 169H145V171L149 174V175H151V176H157L158 175V172H161L162 173V175H168L169 174V172L170 171H172V169H170V168H173V167H171V165L170 164H168V163H166V162H159V163H154V162H151V161H149L148 160V158H147V152L145 153ZM169 152V153H168ZM183 152V153H184ZM25 153V152H24ZM43 153V152H42ZM66 153V152H65ZM73 153V152H72ZM75 153V152H74ZM49 154V153H48ZM53 154H54V152H53ZM58 154V153H57ZM61 154H62V152H61ZM60 154V155H61ZM64 154V153H63ZM70 154V153H69ZM188 153H184V155L186 156ZM191 154V153H190ZM25 155V154H24ZM28 155V154H27ZM33 155H35V154H33ZM40 156H41V154H39ZM52 155V154H51ZM55 155V154H54ZM77 155V154H76ZM79 155V154H78ZM183 155V154H182ZM29 156V155H28ZM58 156V155H57ZM83 156V155H82ZM81 156V157H82ZM62 157V156H61ZM11 158V157H10ZM49 158V157H48ZM58 158V157H57ZM79 158V157H78ZM41 159V158H40ZM54 159H55V157H54ZM84 159V158H83ZM4 160V159H3ZM27 160V159H26ZM25 160V161H26ZM52 160V159H51ZM203 160V161H202ZM12 161V160H11ZM28 161V160H27ZM41 161V160H40ZM39 161V162H40ZM48 161V160H47ZM56 161V160H55ZM64 161V160H63ZM97 161V160H96ZM18 162V161H17ZM67 162V161H66ZM74 162V161H73ZM100 162V161H99ZM133 162V161H132ZM2 163V162H1ZM41 163V162H40ZM45 163V162H44ZM43 163V164H44ZM55 163H57V162H55ZM61 163V162H60ZM64 163V162H63ZM3 164V163H2ZM1 164V165H2ZM74 164V163H73ZM103 164V163H102ZM203 165L204 166V168L202 169V172H203V177H202V181H207V183L206 184H203V182H200V181H197V167H199L200 165ZM208 164V163H207ZM10 165H11V163H10ZM53 165V164H52ZM154 165V166H153ZM164 165H168L170 168H169V170L168 169H165V168H167L166 166H164ZM182 165V164H181ZM186 165V164H185ZM208 166V167H207ZM20 167V166H19ZM52 167V166H51ZM57 167V166H56ZM71 167V166H70ZM78 167V166H77ZM53 168V167H52ZM55 168V167H54ZM60 168V167H59ZM73 168H75V167H73ZM27 169H28V167H27ZM79 169V168H78ZM50 170V169H49ZM62 171H63V169H61ZM65 170V169H64ZM76 170H77V168H76ZM5 171V170H4ZM33 171V170H32ZM31 171V172H32ZM41 171V170H40ZM48 171V170H47ZM47 171H46V173H47ZM74 171V170H73ZM88 171V170H87ZM6 172V171H5ZM27 172V171H26ZM25 172V173H26ZM34 172V171H33ZM43 172V171H42ZM51 172H52V170H51ZM78 172V171H77ZM76 172V173H77ZM173 172H171V173H173ZM4 173V172H3ZM2 173V174H3ZM22 173V172H21ZM36 173V172H35ZM71 173V172H70ZM79 173V172H78ZM27 174V173H26ZM44 174H45V172H44ZM48 174H49V172H48ZM57 174H59V172H57ZM72 174V173H71ZM102 174V173H101ZM100 174V175H101ZM134 174V173H133ZM211 174H212V176H211ZM9 175H12V174H9ZM23 175V174H22ZM31 175V174H30ZM68 175V174H67ZM89 175V174H88ZM119 175V174H118ZM138 174L136 173V175H134L133 177H135V176H137ZM171 175V174H170ZM3 176V175H2ZM45 176V175H44ZM72 176V175H71ZM78 176V175H77ZM110 176V175H109ZM18 177H21V176H19L18 175ZM17 177V178H18ZM80 177V176H79ZM169 177V176H168ZM171 177H173V176H171ZM1 178V177H0ZM31 178V177H30ZM36 178V177H35ZM38 178H40V177H38ZM70 178V177H69ZM106 178H107V176H106ZM175 178V179H176ZM2 179V178H1ZM19 179V178H18ZM50 179V178H49ZM53 179V178H52ZM66 179V178H65ZM172 179V178H171ZM174 179V178H173ZM195 179V187H194V185H193V180ZM2 180H4V179H2ZM8 180V179H7ZM55 180V179H54ZM59 180V179H58ZM64 180V179H63ZM70 180V179H69ZM76 180V179H75ZM94 180V179H93ZM127 180V179H126ZM50 181V180H49ZM103 181V179L101 180V182ZM108 181V180H107ZM30 182V181H29ZM56 182V181H55ZM125 182V181H124ZM16 183V182H15ZM39 183V182H38ZM46 183V182H45ZM73 183V182H72ZM86 183V182H85ZM173 183V182H172ZM177 183V182H176ZM2 184H3V182H2ZM10 184V183H9ZM31 184V183H30ZM33 184V183H32ZM40 184V183H39ZM53 184V183H52ZM58 184V183H57ZM107 184V183H106ZM110 184V183H109ZM252 184V185H251ZM29 185V184H28ZM34 185V184H33ZM99 185V184H98ZM171 185V184H170ZM0 186H1V184H0ZM20 186V185H19ZM27 185H25V187H26ZM32 186V185H31ZM39 186H41V185H38V186H36V187H39ZM50 186H51V184H50ZM61 185H60V183H59V188L61 189V187H60ZM65 186H68V185H65ZM72 186V185H71ZM100 186V185H99ZM133 186V185H132ZM174 186V185H173ZM10 187V186H9ZM29 187V186H28ZM98 187V186H97ZM101 187V186H100ZM172 187V186H171ZM1 188V187H0ZM3 188V187H2ZM39 188H41V187H39ZM45 188V187H44ZM43 188V189H44ZM55 188V187H54ZM53 188V189H54ZM58 188V189H59ZM91 188V187H90ZM93 188V187H92ZM8 189V188H7ZM13 189V188H12ZM18 189V188H17ZM20 189V188H19ZM49 189V188H48ZM74 189V188H73ZM80 189V188H79ZM100 189V188H99ZM102 189V188H101ZM107 189V188H106ZM129 189H130V186H129ZM174 189V188H173ZM9 190V189H8ZM22 190V189H21ZM40 190H42V189H40ZM66 190V189H65ZM70 190V189H69ZM175 190V189H174ZM43 191V190H42ZM56 192H57V189L55 190ZM64 191V190H63ZM97 191H98V188H97ZM96 191V192H97ZM173 191V190H172ZM176 191V190H175ZM178 191V190H177ZM176 191V192H177ZM13 192V191H12ZM103 192V191H102ZM19 193H21V191H19ZM27 193V192H26ZM50 193V192H49ZM58 193V192H57ZM67 193H69V192H67ZM81 193V192H80ZM113 193H114V191H113ZM127 193H128V196H127V199L130 201V204H124L123 205V208L126 210V211H129V212H134V214L135 213H137L141 208H143L142 207V205L143 204H141L140 203V201L136 198V196H134V194L130 197L129 196V191H127ZM132 193H133V191H132ZM174 194H175V192H173ZM18 194V193H17ZM25 194V193H24ZM32 194V193H31ZM34 194V193H33ZM70 194V193H69ZM87 194V193H86ZM85 194V195H86ZM119 194V193H118ZM174 194H171V195H167L166 196V198H167V200H171V199H169L170 197H173L174 196ZM12 195H14V194H12ZM35 195V194H34ZM43 195H46V194H42V196ZM50 195V194H49ZM53 194H51V196H52ZM81 195V194H80ZM83 195H84V193H83ZM87 195H89V194H87ZM86 195V196H87ZM110 195H112V194H110ZM7 196V195H6ZM20 196V195H19ZM37 196H38V194H37ZM42 196H41V198H42ZM57 196V195H56ZM61 196V195H60ZM63 196V195H62ZM75 196V195H74ZM97 196V195H96ZM103 196H105V195H103ZM27 197V196H26ZM33 197V196H32ZM36 197V196H35ZM34 197V198H35ZM53 197H54V195H53ZM99 197V196H98ZM110 197V196H109ZM130 197V198H129ZM162 197V196H161ZM169 197V198H168ZM21 198V197H20ZM30 198V197H29ZM51 198V197H50ZM56 198V197H55ZM59 198V197H58ZM86 198V197H85ZM100 198V197H99ZM107 197H105V199H106ZM19 199V198H18ZM54 199V198H53ZM61 199V198H60ZM65 199V198H64ZM76 199H78V198H76ZM92 199V198H91ZM113 199V198H112ZM126 199V200H127ZM37 200V199H36ZM51 200V199H50ZM62 200V199H61ZM103 200H104V198H103ZM160 200V199H159ZM248 200H252L253 202H255V204L258 206V209L260 210V215L258 216V217H252L251 215H249V214H245V213H247L246 211L247 210H250V209H252L251 207H249V206H247V204H245L244 203V201H248ZM10 201H11V199H10ZM32 201V200H31ZM46 201V200H45ZM53 202H54V200H52ZM90 201H92V200H90ZM94 201V200H93ZM92 201V202H93ZM106 201V200H105ZM109 201V200H108ZM119 200L117 199V202H118ZM26 202V201H25ZM48 202V204H49V201H47ZM57 202V201H56ZM59 202V201H58ZM61 202V201H60ZM95 202H98L97 200H95ZM99 202H101V201H99ZM15 203V202H14ZM43 203V202H42ZM55 203V202H54ZM142 203H143V199H142ZM28 204V203H27ZM45 204H47L46 202H45ZM88 204V203H87ZM4 205H5V203H4ZM10 205H11V203H10ZM17 205V204H16ZM25 205V204H24ZM97 205V204H96ZM176 205V204H175ZM6 206H7V204H6ZM26 206V205H25ZM50 206V205H49ZM53 206H55V205H53ZM65 206V205H64ZM70 206V205H69ZM68 206V207H69ZM76 206V205H75ZM91 206V205H90ZM47 207V206H46ZM15 208V207H14ZM24 208V207H23ZM90 208V207H89ZM118 208V207H117ZM193 208H195V215L196 216H198L197 218L195 217V219L193 218V222H191L192 220L190 219V217H192V213H191V211H193ZM17 209H19V208H17ZM26 209V208H25ZM45 209V208H44ZM96 209V208H95ZM99 209V208H98ZM13 210V209H12ZM30 210H32L33 211V209H30ZM53 210H54V208H53ZM92 210V209H91ZM145 210V209H144ZM143 210V211H144ZM19 211V210H18ZM29 211V210H28ZM48 211V210H47ZM93 211V210H92ZM98 211V210H97ZM119 211V210H118ZM121 211V210H120ZM24 212H26V211H24ZM51 212V211H50ZM89 212H90V210H89ZM242 212V213H241ZM12 213V212H11ZM69 213V212H68ZM146 213V212H145ZM149 213V212H148ZM194 213V212H193ZM49 214V213H48ZM3 215V214H2ZM22 215V214H21ZM29 215V214H28ZM34 215V214H33ZM5 216V215H4ZM25 216H27V214L25 215ZM65 216V215H64ZM115 216V215H114ZM131 216V215H130ZM140 216V215H139ZM145 216V215H144ZM9 217V216H8ZM12 217V216H11ZM20 217V216H19ZM71 217H72V215H71ZM75 217V216H74ZM117 217V216H116ZM155 217V216H154ZM2 218H3V216H2ZM5 218V217H4ZM24 218V217H23ZM137 218V217H136ZM135 218V221L138 219H136ZM141 218V217H140ZM143 218V217H142ZM14 219V218H13ZM17 219V218H16ZM21 219V218H20ZM48 219V218H47ZM55 219V218H54ZM65 219V218H64ZM63 219V220H64ZM116 219V218H115ZM190 219V220H189ZM10 220V219H9ZM129 220H130V218H129ZM41 221V220H40ZM66 221V220H65ZM134 221V220H133ZM143 221V220H142ZM32 222H34V221H32ZM104 222V221H103ZM179 222V221H178ZM14 223V222H13ZM38 223V222H37ZM59 223V222H58ZM123 223H125L124 225H126V227H130V228H134V225H132L133 224V222H132V219H131V222H123ZM142 223V222H141ZM27 224V223H26ZM29 224V223H28ZM57 224V223H56ZM66 224V223H65ZM117 224H122V223H117ZM32 225V224H31ZM41 225V224H40ZM51 225V224H50ZM73 225V224H72ZM109 225V224H108ZM114 225V224H113ZM12 226V225H11ZM29 226V225H28ZM57 226V225H56ZM55 226V227H56ZM9 227H10V225H9ZM37 227V226H36ZM136 227V226H135ZM141 227H142V225H141ZM144 227H145V225H144ZM6 228H7V226H6ZM40 228V227H39ZM45 228V227H44ZM48 228V227H47ZM57 228V227H56ZM64 228V227H63ZM75 228V227H74ZM136 228H140V227H136ZM135 228V229H136ZM121 229V228H120ZM143 228H141V230H142ZM5 230V229H4ZM45 230V229H44ZM58 230V229H57ZM64 230H65V228H64ZM47 231V230H46ZM70 231V230H69ZM126 231H129V230H126ZM134 231V230H133ZM146 231H147V229H146ZM6 232V231H5ZM9 232V231H8ZM7 232V233H8ZM39 232V231H38ZM43 232V231H42ZM71 232V231H70ZM148 232V231H147ZM1 233V232H0ZM57 233V232H56ZM59 233H60V231H59ZM63 233V232H62ZM69 233V232H68ZM75 233V232H74ZM6 234V233H5ZM38 234H42V233H38ZM51 234V233H50ZM61 234V233H60ZM66 234V233H65ZM64 234V235H65ZM76 234V233H75ZM151 234H153V233H151ZM10 235V234H9ZM56 235H58V234H56ZM145 235V234H144ZM156 235V234H155ZM7 236H8V234H7ZM19 236V235H18ZM17 236V237H18ZM46 236V235H45ZM67 236V235H66ZM66 236H65V238H66ZM69 236H70V234H69ZM147 236H148V234H147ZM52 237V236H51ZM60 237H61V235H60ZM73 237V236H72ZM7 238V237H6ZM5 238V239H6ZM19 238H21V237H19ZM41 238V237H40ZM39 238V239H40ZM46 239H47V237H45ZM44 238V239H45ZM54 238V237H53ZM56 238V237H55ZM57 238H59V237H57ZM70 238H71V236H70ZM152 238V237H151ZM1 239H3V238H0V240ZM134 239H135V237H134ZM147 239V238H146ZM224 239H229V240H232L233 242H235V243H237L238 244V247H239V251H234V250H232V249H230V248H228L226 245H223V240ZM54 240V239H53ZM56 240V239H55ZM152 240V239H151ZM24 241V240H23ZM25 241H27V240H25ZM41 242V240H38V242ZM45 241V240H44ZM52 241V240H51ZM57 241V240H56ZM67 241V240H66ZM69 241V240H68ZM72 241V240H71ZM105 241V240H104ZM46 242V241H45ZM53 242V241H52ZM108 242H110V241H108ZM21 243V242H20ZM35 243V242H34ZM149 243V242H148ZM3 244H5V243H3ZM27 244H29V243H27ZM36 244V243H35ZM39 244V243H38ZM56 244V243H55ZM146 245H147V243H145ZM50 245H52V244H50ZM15 246H16V244H15ZM42 246H44V245H42ZM118 246V245H117ZM22 247V246H21ZM20 247V248H21ZM41 247V246H40ZM48 247V246H47ZM46 247V248H47ZM179 247V246H178ZM30 248V247H29ZM53 248V247H52ZM120 248H122V247H120ZM180 248V247H179ZM3 249V248H2ZM24 249H26V248H24ZM45 249V248H44ZM6 250V249H5ZM9 250V249H8ZM7 250V251H8ZM28 250V249H27ZM26 250V251H27ZM246 250H248V251H246ZM2 251V250H1ZM38 251V250H37ZM43 251V250H42ZM48 251V250H47ZM47 251H45L46 253L44 254V255H46L47 254ZM52 251H53V249H52ZM14 252V251H13ZM12 252V253H13ZM28 252V251H27ZM35 252V251H34ZM44 252V251H43ZM10 253V252H9ZM9 253H8V255H9ZM16 253V252H15ZM49 253V252H48ZM21 254V253H20ZM53 254V253H52ZM179 254H181V255H179ZM209 254V255H208ZM11 255V254H10ZM9 255V256H10ZM41 255V254H40ZM6 256V255H5ZM11 257V256H10ZM195 259H194V258ZM2 258V257H1ZM9 258V257H8ZM30 258V257H29ZM43 258V257H42ZM49 259H52V258H50V257H48ZM193 258V259H192ZM99 259H101V261H100V263H103V264H112L111 263V260H112V255H110V251L108 250V249H104V251H101V257L99 258ZM118 259V258H117ZM7 260V259H6ZM12 260V259H11ZM27 261V260H26ZM50 261H52V260H49V262ZM13 262V261H12ZM11 262V263H12ZM15 262V261H14ZM114 262V261H113ZM31 263V262H30ZM4 264V263H3ZM8 264H10V263H8ZM24 264V263H23ZM257 264H262V263H257Z\"/></svg>","mask_w":264,"mask_h":264},{"label":"snow or ice","instance_id":"6c2138e0","mask_svg":"<svg viewBox=\"0 0 264 264\" xmlns=\"http://www.w3.org/2000/svg\"><path fill=\"white\" fill-rule=\"evenodd\" d=\"M127 2V0H126ZM230 5L234 4L235 0H229ZM254 2H256V0H254ZM144 19H147L146 17H143ZM150 23H156V21H149ZM253 24L256 28V34L253 35L251 37V39L255 42H257L261 47H264V34H261V29L259 24H257L256 21H253ZM149 35H152L153 33L149 32ZM171 35L173 36H177L178 34L174 31L171 32ZM212 35L214 38L218 37L219 33L217 31H213ZM233 40L236 41H241V37L239 36H233L232 37ZM219 62V61H218ZM94 61H89L88 63V68L92 71H98V72H108L110 75L114 73L115 68H121V69H127L128 71L135 73L136 74V79L143 81L145 83H148L150 85L151 81L156 80L157 77L155 76V74L152 71H148L147 76L139 74L140 73V69L137 65H134L132 63H128V64H124V65H114L112 67L109 68H101V67H93L94 65ZM105 64L107 63V61L104 62ZM82 76L87 77L89 75L88 71H81L79 73ZM234 75H239L241 76V79L244 80L245 83H247L245 77L252 75V78H256V76L254 74H249V73H240V72H236L234 73ZM261 75H264V73H262ZM219 79L223 82L222 86L223 88L227 91V93L234 97L237 101H241L242 103L245 100L244 96H241L238 92L234 91L228 84L226 78L224 76H220ZM160 88H166L165 85L160 84L159 85ZM168 92H170L173 96H177L179 99H183L182 96H179L175 91L171 90V89H166ZM248 99L250 100L252 105H255L257 108H260L262 110H264V99H257L254 93V90L251 88H248ZM97 95H102V92H98ZM161 95H163V93H161ZM141 96L144 97V99H149V97L144 96L143 93H141ZM6 99V95H5V90L4 87L2 85V83H0V100H5ZM88 100L90 102L95 103V99L92 96L88 97ZM81 103H83V101H81ZM192 103H195V101H192ZM35 107V106H33ZM41 111H47L46 109H40ZM206 110L211 112L212 109L211 108H207ZM243 112L245 115L247 116H253L254 113L251 110L250 107H244L243 108ZM173 115H175V113H172ZM159 115V114H158ZM21 119L26 123L27 122V118L26 117H21ZM48 119L50 120H54V119H58V117L49 115ZM205 119V122H207V119ZM69 128L75 132L76 129L74 126L69 125ZM47 131L51 132L52 129L49 128L47 129ZM125 131H129L128 129H125ZM132 131L142 135V137H144L146 139H139V137H137V139H139V144L141 148H147L149 146L151 147H155V140L153 139V136L150 134V132L147 129L144 128H135ZM182 131V130H181ZM52 143H55V141H52ZM179 143H183V141H179ZM194 144V142H192ZM216 143L219 144L220 141L217 139ZM251 143L253 145H257L259 147V151L260 154L264 155V141H256L255 139H253L251 141ZM57 147H71V150L76 152V153H80L82 155H90V153L84 151L83 147H73L71 145H56ZM38 151H46V149H37ZM233 152L238 153L239 155L233 159H231V164L235 165V166H240L244 163H246L248 161L249 158H254L256 156V153L253 152L250 149V146L247 142H245L244 144H242L239 147H234L233 149H231ZM133 152H135V148L132 149ZM203 154L205 156V159L207 161V163L214 169L219 168L220 170H222L224 173L227 174L228 179H224L222 182L227 185L229 187L230 190H234L237 193H240L241 195L248 193V194H252L250 189H247L243 183L237 178V176L234 174V172L231 170V168L229 167V163H228V159L226 157H220L221 160V164H217L215 161L217 159V157L215 156V154L207 147L203 148ZM162 155V162H166L170 165L175 166L177 163H179L180 161L183 160H194L195 157L188 155V156H180V157H175L172 158L169 155H165V154H161ZM105 158L107 159L108 157L105 156ZM139 159L143 160L144 157L140 156L138 157ZM153 160L156 159V152H153L152 155ZM161 162V161H158ZM113 163L116 166H120L121 164L124 163V161H120V160H114ZM33 189H35V185L32 186ZM256 195L259 196V198L264 201V189L259 190L257 193H255ZM245 204H251L252 207L256 208L257 205L253 204L251 201H244ZM155 214V210H153V215ZM75 215L78 216H99L98 213L95 212H81V211H77L75 213ZM165 215H169L168 213H165ZM100 220H105V218L103 216H99ZM107 223V221H105ZM187 227L191 228L195 233L196 236L199 237V239L196 241L197 246L199 247H204V244L201 243V241L203 242H207L208 245L211 246H215V247H220L221 246V241L217 240L216 238L206 234L204 231H202L196 224H187ZM109 227L112 228V231H114L118 236H120L122 238L123 241H125L128 245L136 248V249H140L142 248V244L140 242H137L136 240H134L133 238H131L129 235L124 234L123 232H121L117 227H115L114 225L109 224ZM93 235H96L95 233H93ZM98 238V237H97ZM164 238L165 239H175V240H179L181 239V237L174 231V230H170V234H164ZM223 245H226L228 248L234 250V251H239V247L238 244L233 242L232 240L229 239H224L223 240ZM248 251V250H246ZM85 256L81 255L79 257L80 261L85 260ZM9 259H13L12 257H9ZM75 259V258H74ZM15 264H21V258H16L15 259ZM117 264H119V261H117ZM156 264H160V261H156Z\"/></svg>","mask_w":264,"mask_h":264}]
</instances>
